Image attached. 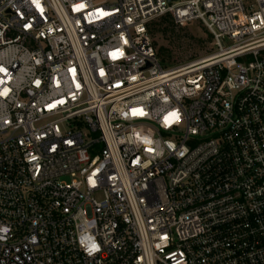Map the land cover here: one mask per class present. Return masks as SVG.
Returning <instances> with one entry per match:
<instances>
[{"label":"built area","instance_id":"built-area-1","mask_svg":"<svg viewBox=\"0 0 264 264\" xmlns=\"http://www.w3.org/2000/svg\"><path fill=\"white\" fill-rule=\"evenodd\" d=\"M0 264H264V0H0Z\"/></svg>","mask_w":264,"mask_h":264},{"label":"rangeland","instance_id":"rangeland-1","mask_svg":"<svg viewBox=\"0 0 264 264\" xmlns=\"http://www.w3.org/2000/svg\"><path fill=\"white\" fill-rule=\"evenodd\" d=\"M153 22L156 23L152 35L155 48L159 53L162 50L169 53L173 66L205 59L214 52L212 41L200 23L181 26L163 17ZM96 198L102 200L103 195L97 194Z\"/></svg>","mask_w":264,"mask_h":264},{"label":"trees","instance_id":"trees-1","mask_svg":"<svg viewBox=\"0 0 264 264\" xmlns=\"http://www.w3.org/2000/svg\"><path fill=\"white\" fill-rule=\"evenodd\" d=\"M163 18H169L172 23H175L173 18L170 15H166ZM155 24H156L155 22H151L149 24V33L151 34V36L154 34V26H155ZM206 32H207V30H206ZM207 34L209 36L210 41H212V37L210 36V34L208 32H207ZM158 54H159V57L161 59L162 65L164 67L168 68V67H172L174 65V64L170 63V61H169L172 58V56L169 53H167L166 51L162 50V52H160V53L158 52Z\"/></svg>","mask_w":264,"mask_h":264}]
</instances>
